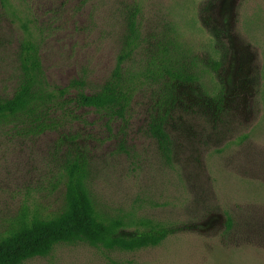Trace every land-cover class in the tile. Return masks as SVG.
<instances>
[{"label":"rangeland","instance_id":"374dc122","mask_svg":"<svg viewBox=\"0 0 264 264\" xmlns=\"http://www.w3.org/2000/svg\"><path fill=\"white\" fill-rule=\"evenodd\" d=\"M130 20L143 44L127 64L134 72L170 33L185 51L182 62H194L201 77L177 87L166 123L171 160L148 130L163 86L144 78L128 122L75 105L52 113L42 133L0 120V238L24 211L61 213L66 168L80 158L95 203L125 219L124 233L146 231L145 221L176 232L137 252L61 244L24 264H264V0H0V100L20 86L27 39L39 47L50 92L73 80L88 94L100 90ZM205 89L221 95L220 109L208 105Z\"/></svg>","mask_w":264,"mask_h":264},{"label":"trees","instance_id":"16d2710c","mask_svg":"<svg viewBox=\"0 0 264 264\" xmlns=\"http://www.w3.org/2000/svg\"><path fill=\"white\" fill-rule=\"evenodd\" d=\"M128 34L110 79L98 91L85 92L84 81L73 80L66 88L50 92L45 80L40 50L30 39L24 41L19 53L21 83L11 99L0 100V120L26 121L38 132L50 128V115L65 111L67 107L87 109L104 116L109 123L128 122L137 83L141 78L162 85L163 94L155 102L148 125L150 135L157 141L163 157L172 158L173 142L166 131L168 115L177 104L176 90L180 84L193 85L200 81L196 64L186 66L184 53L177 36L165 33L158 39L150 53L151 61L139 72L127 66L142 48L141 35L136 22H128ZM139 85V84H138ZM75 96L66 99L72 91ZM207 103L217 109L222 107L220 94L211 95L205 89ZM27 124V123H26ZM66 204L54 217L29 216L24 211L17 225L0 238V264H24L37 257L49 256L58 245L85 243L96 249L137 252L160 246L176 228L161 223L145 221L146 231L126 234L128 224L124 218L103 212L95 203L88 187L89 167L84 159L69 163L66 168ZM232 227L229 219L228 229Z\"/></svg>","mask_w":264,"mask_h":264}]
</instances>
